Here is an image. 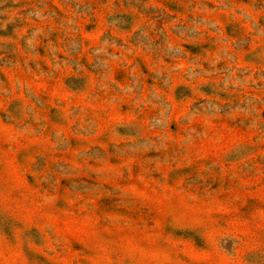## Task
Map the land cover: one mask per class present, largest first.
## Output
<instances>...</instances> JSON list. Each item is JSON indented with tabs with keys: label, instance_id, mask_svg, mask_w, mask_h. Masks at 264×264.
<instances>
[{
	"label": "rangeland",
	"instance_id": "374dc122",
	"mask_svg": "<svg viewBox=\"0 0 264 264\" xmlns=\"http://www.w3.org/2000/svg\"><path fill=\"white\" fill-rule=\"evenodd\" d=\"M0 264H264V0H0Z\"/></svg>",
	"mask_w": 264,
	"mask_h": 264
}]
</instances>
